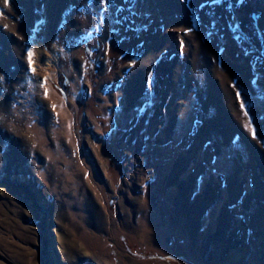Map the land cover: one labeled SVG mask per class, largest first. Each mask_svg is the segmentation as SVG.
<instances>
[{
	"label": "rangeland",
	"instance_id": "374dc122",
	"mask_svg": "<svg viewBox=\"0 0 264 264\" xmlns=\"http://www.w3.org/2000/svg\"><path fill=\"white\" fill-rule=\"evenodd\" d=\"M0 264H264V0H0Z\"/></svg>",
	"mask_w": 264,
	"mask_h": 264
},
{
	"label": "snow or ice",
	"instance_id": "6c2138e0",
	"mask_svg": "<svg viewBox=\"0 0 264 264\" xmlns=\"http://www.w3.org/2000/svg\"><path fill=\"white\" fill-rule=\"evenodd\" d=\"M241 106L243 107V104Z\"/></svg>",
	"mask_w": 264,
	"mask_h": 264
}]
</instances>
